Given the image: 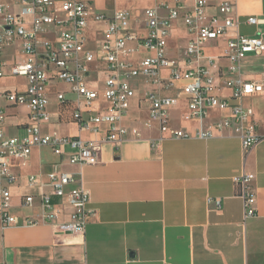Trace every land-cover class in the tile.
Masks as SVG:
<instances>
[{"label":"crops","instance_id":"crops-1","mask_svg":"<svg viewBox=\"0 0 264 264\" xmlns=\"http://www.w3.org/2000/svg\"><path fill=\"white\" fill-rule=\"evenodd\" d=\"M20 1L0 0V6L14 13ZM181 1L186 10H191L193 0ZM207 2L211 5L209 15L217 14V6L223 2L232 4L238 27L208 43L203 54L192 57L188 66L183 52L192 36L178 20L170 32L165 55L185 69L205 68L213 82L210 93L233 103L227 80L254 81L264 86V55H247L237 72L230 71L231 63L224 55L230 38L261 36L264 40V0ZM93 3L102 7L94 8L96 11L104 13L107 0ZM159 3L171 5L172 0ZM252 17L262 23L248 25L246 20ZM22 48L21 42L4 48L1 61L6 68L26 60ZM145 56L139 53L136 58ZM168 75L169 70L160 73L161 78ZM19 79L24 88L5 80L0 82V91H25L27 81L14 80ZM183 85L176 82L174 90L167 94L173 95ZM133 86L136 96L124 124L136 128L137 136L117 146L104 143L99 163L71 167L66 156L58 157L49 148H33L24 166L10 161L8 171L14 182L9 186V212L20 220H37L39 225L10 229L0 225V264H264V139L247 154L231 130L215 133L209 139H174L172 131L193 136L200 127L212 130V125L229 112L212 109L202 122L191 120L187 103L180 99L168 112L171 132L161 133L158 123L150 119L148 103L142 100L151 85L140 78ZM57 91L65 92L69 101L74 99L67 85L49 86V119L41 127L42 134L83 141L101 139L102 134L81 130L72 122L70 105L59 108ZM242 104L253 111L256 134L264 136V96L244 99ZM5 113L6 136H22L28 123L27 107H9ZM159 139L160 144L154 148L153 142ZM54 164H60V169L73 178H80L88 192L87 208L93 216L88 219L84 234L58 235L42 223L38 198L52 193L47 175ZM242 173L254 176L251 187L256 197V215L247 220L243 218L240 189L233 182ZM30 178H35L32 185ZM27 196L35 197L32 207L22 206V199ZM216 200L220 201L219 207ZM52 202L60 203L55 197ZM57 209L62 213L59 221H68L69 209Z\"/></svg>","mask_w":264,"mask_h":264},{"label":"built area","instance_id":"built-area-1","mask_svg":"<svg viewBox=\"0 0 264 264\" xmlns=\"http://www.w3.org/2000/svg\"><path fill=\"white\" fill-rule=\"evenodd\" d=\"M135 0H114L130 4ZM142 18L132 17L127 11L114 10L111 16L93 8V0H21L17 11L9 13L0 6V82L24 78L27 89L0 91V225L2 229L30 228L39 225L34 219L20 220L11 215L9 186L14 177L9 173L10 161L24 166L29 162L33 148H49L58 157H67L71 167L91 166L99 163V153L104 143L115 146L137 136V130L124 124L136 93L133 82L146 79L151 90L142 100L148 103L150 119L157 122L161 133L170 131L169 110L180 99L187 103L188 118L202 122L209 110L229 112L216 121L212 130L201 127L194 135L170 131L174 139H209L223 131H234L241 141L244 154L249 153L264 136L256 134L253 111L244 107V99L264 96V86L254 81L227 80L231 89L230 103L210 93L212 79L205 68L185 69L165 55V48L173 24L181 20L191 39L184 49V60L191 64L192 57L203 54L210 42L225 36L238 27L232 16L233 5L223 2L217 14L209 15L211 5L207 0H193L191 10H186L181 0L171 5L149 0ZM250 26L262 21L248 18ZM21 42L26 60L6 68L1 61L4 48ZM146 56L138 60L137 54ZM264 55L261 36H236L228 39L225 57L230 61L231 72H237L247 55ZM169 70L167 78L160 73ZM100 76V77H98ZM183 82L180 91L167 94ZM68 86L74 99L57 91L59 108L71 107V120L79 129L102 134V138L83 141L75 137L44 135L41 127L48 121V88L51 84ZM24 105L28 110V123L20 137L5 134L6 109ZM161 140L153 142L155 148ZM69 150V152L67 151ZM51 194H41L38 205L42 209V223L50 226L55 234H84L88 219L93 216L87 208L88 192L81 179L73 178L54 164L47 175ZM252 174L242 173L233 178L240 189L239 198L244 220L256 215V197L251 187ZM35 178H30L32 185ZM52 197L59 199L54 204ZM35 197L22 199V206L32 207ZM218 207L220 201L214 202ZM68 208V221H59L62 213L57 207Z\"/></svg>","mask_w":264,"mask_h":264},{"label":"rangeland","instance_id":"rangeland-1","mask_svg":"<svg viewBox=\"0 0 264 264\" xmlns=\"http://www.w3.org/2000/svg\"><path fill=\"white\" fill-rule=\"evenodd\" d=\"M104 8V13L109 16L111 12H113L114 8L119 11H127L132 17H139L142 18L144 15V12L147 8L151 6V2L148 0H135L134 2L130 4H122V3H116L114 6V3L112 0H107V3L103 5ZM93 8H101V6L94 5L93 3ZM8 84L11 85H17L19 88H24V82L19 79V80H12L8 82Z\"/></svg>","mask_w":264,"mask_h":264}]
</instances>
